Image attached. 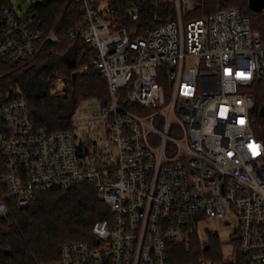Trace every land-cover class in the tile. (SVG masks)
Masks as SVG:
<instances>
[{"label":"built area","instance_id":"built-area-1","mask_svg":"<svg viewBox=\"0 0 264 264\" xmlns=\"http://www.w3.org/2000/svg\"><path fill=\"white\" fill-rule=\"evenodd\" d=\"M72 1L84 12L67 36L95 50L90 64L109 96L80 100L70 129L48 131L33 124L19 85L0 84V217L8 199L24 207L35 192L87 184L110 217L95 220L91 240L66 242L43 264H169L168 241L188 248L192 235L208 232L222 260L202 256L200 264H264V137L249 91L264 79V42L249 16L228 6L189 17L192 0H169L175 17L132 36L110 0ZM122 12L137 20L140 7ZM59 38L29 10L0 8V55L12 65ZM48 80L63 91V74Z\"/></svg>","mask_w":264,"mask_h":264},{"label":"trees","instance_id":"trees-1","mask_svg":"<svg viewBox=\"0 0 264 264\" xmlns=\"http://www.w3.org/2000/svg\"><path fill=\"white\" fill-rule=\"evenodd\" d=\"M110 2L116 19L132 36L143 35L147 29L175 17V7L169 0H160L156 7L148 0ZM132 2L140 7L137 20L130 19L122 12L123 7ZM192 2L189 17L209 14L222 7L237 6L249 16L252 28L259 32L264 42V10H252L248 0ZM9 4V0H0V8ZM83 12L81 3L72 0H44L31 4L29 13L45 31L54 30L60 36L58 42L43 41L40 51L19 66L12 65L7 57L0 55L2 90L19 85L33 124L44 126L48 131L70 129L71 116L80 100L96 97L105 103L109 96L106 79L90 64L95 50L89 47L81 35L74 38L67 36V30L82 20ZM85 64L90 66L89 69L81 71ZM52 73L65 76L63 91H54L53 84L47 79ZM249 91L253 97L250 114L254 126H263L260 135L264 137V118L261 114L264 109V79L253 82ZM3 170L0 154V186H3ZM7 201L8 215L0 217V264H43L55 261L60 258L61 248L66 242L91 240V228L95 220L110 217L109 208L98 198L96 189L87 184L35 192L24 207H18L14 199ZM206 244L208 248H205ZM200 256L222 260L217 235L209 232L203 241L192 235L188 248L181 241H168L169 264H200Z\"/></svg>","mask_w":264,"mask_h":264},{"label":"rangeland","instance_id":"rangeland-1","mask_svg":"<svg viewBox=\"0 0 264 264\" xmlns=\"http://www.w3.org/2000/svg\"><path fill=\"white\" fill-rule=\"evenodd\" d=\"M14 11L18 14H23L28 12L30 5L38 0H9ZM49 76V75H48ZM48 79V77H47ZM262 126V125H261ZM263 127V126H262ZM209 225V223H203V227L204 225ZM210 225H212L218 232L224 234L227 230V226H223L221 225L219 222L215 221H210ZM209 233V232H208ZM197 236V235H196ZM199 238V237H198ZM205 239V237L203 238ZM203 239L201 241H203ZM187 248V247H186ZM201 257V256H200ZM251 264H255V263H251Z\"/></svg>","mask_w":264,"mask_h":264},{"label":"water","instance_id":"water-1","mask_svg":"<svg viewBox=\"0 0 264 264\" xmlns=\"http://www.w3.org/2000/svg\"><path fill=\"white\" fill-rule=\"evenodd\" d=\"M248 4H249V7L256 12L264 10V0H248ZM72 64L73 63H71V65ZM74 75L75 73H73L72 76ZM261 114L264 118V109L261 110ZM205 248H208V244L205 245Z\"/></svg>","mask_w":264,"mask_h":264}]
</instances>
